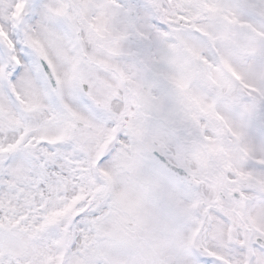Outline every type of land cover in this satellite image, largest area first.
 Instances as JSON below:
<instances>
[{
  "label": "snow or ice",
  "instance_id": "obj_1",
  "mask_svg": "<svg viewBox=\"0 0 264 264\" xmlns=\"http://www.w3.org/2000/svg\"><path fill=\"white\" fill-rule=\"evenodd\" d=\"M0 264H264V0H0Z\"/></svg>",
  "mask_w": 264,
  "mask_h": 264
}]
</instances>
